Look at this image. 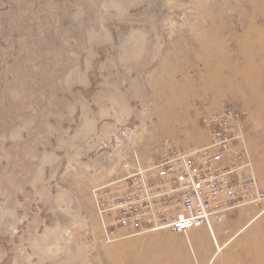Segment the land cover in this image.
<instances>
[{"label":"rangeland","instance_id":"obj_1","mask_svg":"<svg viewBox=\"0 0 264 264\" xmlns=\"http://www.w3.org/2000/svg\"><path fill=\"white\" fill-rule=\"evenodd\" d=\"M243 51L264 0H0V264H264L260 203L218 250L204 227L108 242L95 196L164 140L209 144Z\"/></svg>","mask_w":264,"mask_h":264},{"label":"built area","instance_id":"obj_2","mask_svg":"<svg viewBox=\"0 0 264 264\" xmlns=\"http://www.w3.org/2000/svg\"><path fill=\"white\" fill-rule=\"evenodd\" d=\"M245 110L221 103L210 121L211 141L186 150L163 141L154 163L115 181L99 193L96 205L108 242L132 230L167 229L187 237L191 229L224 220L227 212L249 204L264 206V186L258 181L244 147L241 124Z\"/></svg>","mask_w":264,"mask_h":264},{"label":"crops","instance_id":"obj_3","mask_svg":"<svg viewBox=\"0 0 264 264\" xmlns=\"http://www.w3.org/2000/svg\"><path fill=\"white\" fill-rule=\"evenodd\" d=\"M235 58L238 61L235 62ZM231 74L232 93H224L222 97L248 112L242 129L243 143L238 141L235 146L241 147L244 144L250 155L253 171L258 181L264 186V52L243 51L239 53L238 57H233ZM201 147L203 145L183 149L193 150ZM256 213L257 211L252 207L234 210L226 214L222 222L213 225V233L214 235L218 233L219 236H222V233L228 229L231 233L238 234L239 231L241 232L250 224ZM204 229L206 230L207 239L210 233L206 227ZM193 230L191 229L188 232V238L182 235L188 245L191 244L189 234ZM126 233L129 232L126 231ZM192 234L197 237L195 233ZM196 248L198 251L201 250L199 246H196Z\"/></svg>","mask_w":264,"mask_h":264},{"label":"bare ground","instance_id":"obj_4","mask_svg":"<svg viewBox=\"0 0 264 264\" xmlns=\"http://www.w3.org/2000/svg\"><path fill=\"white\" fill-rule=\"evenodd\" d=\"M214 241H215V243L217 244V238H216V236L214 235ZM217 248H218V250H220V246L217 244Z\"/></svg>","mask_w":264,"mask_h":264}]
</instances>
